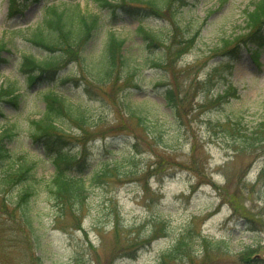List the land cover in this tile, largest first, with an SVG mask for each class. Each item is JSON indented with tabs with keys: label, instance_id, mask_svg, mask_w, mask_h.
Masks as SVG:
<instances>
[{
	"label": "rangeland",
	"instance_id": "1",
	"mask_svg": "<svg viewBox=\"0 0 264 264\" xmlns=\"http://www.w3.org/2000/svg\"><path fill=\"white\" fill-rule=\"evenodd\" d=\"M62 1H29L15 14L23 0H0V129L13 126V137L4 141L9 161L35 166L37 180L14 185L16 180L0 192V264H264V27L258 45L241 35L245 12L256 0H156L159 16L148 18L128 12V4L149 0H117L114 6L127 8L112 10L94 0H67L96 14L100 27L83 47V60L73 51L52 80L32 83L36 69L23 67L25 57L46 52L27 38L44 8ZM138 26L178 52L169 80L185 101L180 120L162 99L164 71L143 64L160 49L144 47ZM110 30L124 39L121 52L138 67L128 80L126 74L98 84L84 68H99ZM227 38L224 51L220 42ZM4 86L13 87L18 99L2 96ZM47 92L85 120L88 133L81 138L76 123L60 120L71 128L67 149L84 160V174L103 164H118L115 173L124 174L88 182L73 216L71 202L62 213L48 199L51 153L29 136ZM126 102L161 131V147L133 152L134 138L123 129L136 122L126 116ZM29 184L35 191L30 225L17 199ZM164 255L169 257L161 261Z\"/></svg>",
	"mask_w": 264,
	"mask_h": 264
},
{
	"label": "trees",
	"instance_id": "2",
	"mask_svg": "<svg viewBox=\"0 0 264 264\" xmlns=\"http://www.w3.org/2000/svg\"><path fill=\"white\" fill-rule=\"evenodd\" d=\"M94 1L101 8L112 10L116 7L112 3L117 0ZM144 4L146 6L143 5L140 7H131L133 5L128 4V12L136 16L142 15L145 18L151 17L152 15L159 16L158 11H160L161 5L156 0H149L148 3ZM117 6L127 8L126 3H120V5ZM245 19V26L243 28L244 33L241 34L244 36V42L247 44L251 42L258 45L261 42V29L264 27V0H256L252 4V8L245 12ZM99 27V20L91 15L89 10H81L78 4H68L66 6L62 5L60 8L51 7L46 9L43 20L35 29L33 28L34 30L27 38V41L34 47L46 52L39 59L25 57L23 67L26 69H36L34 72H37V74L33 72V76L29 77V81L33 83L37 79L52 80V78L60 72V69L67 67L68 60H66V57L71 55L73 51L78 53V58L80 60H83V55L81 56L80 53L92 34ZM136 33L141 34L145 48L150 51L153 49H160V52H155L154 57H149L150 60L147 61L145 58L143 64L150 67L155 66L154 68L157 67L164 71L163 82L161 84L159 83V85L165 86L162 99L165 107L170 109L175 119L180 120L178 114L181 115L183 113L182 110L185 108V101L181 98H177L176 86L172 85L169 80V70L172 67L169 64H171L172 57L178 52L175 53L169 46L164 45V42L161 41L158 36L151 32H147L142 27L137 28ZM108 37L109 39L103 47L104 50L101 52L98 62L99 68L96 72L92 71L89 67L84 68L85 74L91 77L93 81L98 82V84H106L110 79H115V82L117 80L119 81V79L126 74V78L133 77L131 76L132 74L129 73L135 72L132 70L138 67L137 64L134 67L131 66V61L121 52L124 39L115 37L113 33L108 34ZM229 43L230 40H228V38L222 40L220 42V48L225 51ZM1 47L0 45V49ZM234 49L235 48H231V50H228L227 54H232ZM123 78L122 80H125ZM4 91V95L2 96H10V98L14 100L19 97V95L13 94L14 88L11 86H4ZM47 93L45 111L37 120L31 122L29 136L31 140L35 142L44 143L45 151L51 153V155L47 157L52 163L54 170L51 177L45 180L50 185L47 194L48 199H50L62 213L66 204L71 202V205H69V213L73 216V214L77 212L76 204L79 197L88 193V182L95 183L104 177H111L112 175L115 177H123L124 174L119 175L115 173L119 171L116 169L118 164H116L113 169H109L108 164H103L101 168L97 170L93 169L91 174H84L86 168L84 160H76V157L67 149L68 145L71 143L69 140L71 128L62 127L60 120L64 121V117L66 116L76 123L80 130L79 138L88 133L85 120L80 116H73L71 104L67 105L62 97L52 92ZM125 105L128 110L126 116L128 118H133L134 122H136L134 126L130 125L123 129L125 135H130L134 138V143L132 144L133 152L135 154L138 152L140 153L141 150H139V148L143 145L161 147L163 144L160 137L163 135L161 131L154 128L153 125L155 124L150 127L148 116L143 115L136 107L128 104V102H126ZM262 125H264V122ZM12 127V125L10 127L4 126L0 131V168H2L0 192L7 189L16 180H18V182L14 185H18L24 181L29 182L27 180L31 179L37 182L34 175L31 173L35 166L30 167L13 162L10 163L9 161V153L4 141L13 137L14 131H12ZM121 129V127L116 128V130ZM119 134L120 133L117 135ZM71 169H73V173H70ZM33 193H35V191L32 190V184H29L18 193L17 197L22 218L28 225L32 222V206L29 205V197L34 195ZM204 241L210 243L208 240ZM168 257L169 255H164L161 261H165Z\"/></svg>",
	"mask_w": 264,
	"mask_h": 264
}]
</instances>
